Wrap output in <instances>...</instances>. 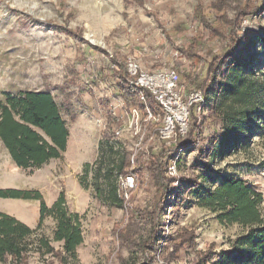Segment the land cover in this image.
<instances>
[{"label":"rangeland","instance_id":"374dc122","mask_svg":"<svg viewBox=\"0 0 264 264\" xmlns=\"http://www.w3.org/2000/svg\"><path fill=\"white\" fill-rule=\"evenodd\" d=\"M199 1L209 5L213 0H0V102L6 101L7 94L49 91L70 130L61 157L36 168L19 167L0 138V189L38 190L49 207L64 192L69 209L82 216L84 240L75 257L63 262L50 253L32 252L31 264H194L200 251L212 243L213 260L231 249L232 241L246 233L247 226L220 222L194 195L182 206H175L174 194L163 199L149 169L154 155L162 151L170 158L166 175L176 178L177 189L190 177L205 184L206 176L213 185L209 175L217 172L242 178L263 193L260 211L264 219V12L244 16L234 27L235 31L242 28L241 37H254L248 48L234 52L239 59L236 71L248 86L252 82L251 98L244 105L247 114L238 119L237 134L225 141L234 122L226 118L221 124L210 118L217 106L222 114L223 104L230 99L231 85L223 80L228 75L226 65L214 83H207L206 74L213 54L228 49L232 31L226 32L227 37L213 38L194 18ZM236 4L231 1L228 7L231 17ZM197 36L203 44L193 50ZM130 60L146 71L176 69L185 95L203 93L205 101L196 108L202 139L176 145L178 139L159 137L165 116L131 114L138 108V98L124 96L115 74L120 67L127 68ZM215 138L216 149L232 150L223 159H213L207 172L197 156ZM107 149H114L117 160V153H125L132 163L126 174H133L136 184L128 197L119 179L124 207L105 203L98 193L95 173ZM15 172L16 180L11 178ZM105 181L99 179L102 187ZM39 208L37 199L0 198L1 211L32 228L38 226ZM138 209L156 212L157 226L149 217L138 218ZM55 227L56 220L47 216L36 235L53 240ZM181 227L195 231L196 243L172 256L168 237ZM153 229L157 230L153 246L141 247ZM52 245L62 249L61 242L52 241Z\"/></svg>","mask_w":264,"mask_h":264},{"label":"trees","instance_id":"16d2710c","mask_svg":"<svg viewBox=\"0 0 264 264\" xmlns=\"http://www.w3.org/2000/svg\"><path fill=\"white\" fill-rule=\"evenodd\" d=\"M231 1H237L234 17H231L228 12ZM248 1L213 0L209 5H204L199 1L194 8L195 20L209 30L213 38L227 37L226 32L232 31L228 49H222L213 54V58L208 63L206 74L207 83H214L222 66L226 65L228 75H225L223 80L225 85H231L230 99L229 102L225 101L226 103L223 104L226 108L222 114L218 112L217 106L213 109L210 118L221 124L226 122V118L234 122V125L226 131L225 139L223 137L225 141L230 135L237 134L239 120L247 114L244 105L248 104L247 102L251 98L250 86L252 82L248 86L240 73L236 71L237 67L235 66L239 59L236 58L234 52L237 49L248 48L254 37L247 34L241 37L239 32L242 28L235 31L234 27L239 24L242 17H251L257 11L264 12V0H250L251 3ZM201 44H203V40L197 36L192 42V49L194 50V47H199ZM192 49L189 52L195 56ZM200 62L202 61L200 60ZM115 74L119 79L118 88L124 96L134 99L139 97L140 92L144 94L145 101H140L138 98L137 102L139 111L143 115H146L147 107L154 114L163 113L162 105L147 88L141 87L140 91L136 92H131L128 89L129 72L126 67H120ZM196 108V104L192 105L188 131L184 136L177 138L178 144L176 143V145L187 146L193 141L196 142L197 138L202 139ZM0 110V138L19 167L23 169L41 167L49 160L61 157L62 152L67 150L70 130L61 114L59 105L49 91L28 90L18 95L7 94L6 101L0 102ZM255 110L253 108L251 111ZM235 121L237 122L235 123ZM204 122L207 120L204 119ZM226 137L228 138L226 139ZM214 140L211 141L208 149H199L197 156V161L199 164H203L202 166L207 172L211 169L213 159L217 157L223 159L232 150L216 149L217 139ZM165 153L166 151H162L155 154L149 163L155 186L163 193V199L168 194H174L178 203L175 206H182L189 201L190 196L194 195L198 197L201 206L217 214L220 222L239 223L249 228L246 233L238 235L232 241L231 249L221 251L217 259L213 260V255L216 252L214 251L215 244L212 243L207 250L200 251L199 260L194 264H264V219L260 211L263 193L246 180L221 172L209 175V180L212 179L213 185L208 183L206 176H203L205 184L198 178L190 177L184 178L182 187L177 189L176 178L166 175L167 163L170 158ZM203 153L206 160L202 158ZM114 154H116L114 149H107L105 155L104 152L102 153L101 160L97 164L95 178L102 200L113 206L124 207L125 198L120 194L119 176L128 173L127 168L132 163L125 153H117L119 154L118 160L115 159ZM88 168L89 165L86 166V171ZM101 177L106 180L105 187H102L103 183L99 182ZM0 198L40 200L37 228H32L17 217L0 210V264H31L29 259L32 252L50 253L63 262L67 260L68 256H76V250L84 240L82 216L69 209L64 192L50 207L38 190L0 189ZM162 206L163 204H160L159 207ZM136 214L140 219L149 217L153 227L157 226L156 212L138 209ZM47 216H52L56 220L53 240L36 235ZM156 236L157 230L155 229L151 238L140 243V246L151 248ZM168 238V242L172 246L170 252L172 256L178 254L184 246H193L196 243L195 231L183 227ZM52 241L61 242L62 249H56L52 245ZM123 264L131 263L124 261Z\"/></svg>","mask_w":264,"mask_h":264},{"label":"built area","instance_id":"2783aa9c","mask_svg":"<svg viewBox=\"0 0 264 264\" xmlns=\"http://www.w3.org/2000/svg\"><path fill=\"white\" fill-rule=\"evenodd\" d=\"M129 72L128 89L131 92L140 91L141 87L147 88L162 105L163 113L154 114L147 107L146 117L154 118L155 116H165L164 127L160 129L159 137L164 140H176L179 136H184L188 131L189 115L192 105L201 106L205 97L201 91H193L185 95L181 88V74L176 69H162L156 71L143 70L139 64L130 60L127 66ZM186 97V101L182 98ZM139 100L145 101L142 92L139 93ZM133 116H140L139 108L131 111ZM183 113V114H182ZM119 135L120 130H116ZM171 172L175 166L170 167ZM122 184V192L128 197L130 190L135 187L136 178L133 174H124L119 176Z\"/></svg>","mask_w":264,"mask_h":264},{"label":"bare ground","instance_id":"6f19581e","mask_svg":"<svg viewBox=\"0 0 264 264\" xmlns=\"http://www.w3.org/2000/svg\"><path fill=\"white\" fill-rule=\"evenodd\" d=\"M182 114H183V113H182ZM17 175H18V174H17L16 172H15V174L12 173V177H11V178L14 179V180H16L17 178H19V177H17ZM10 176H11V175H10ZM18 176H19V175H18ZM15 178H16V179H15Z\"/></svg>","mask_w":264,"mask_h":264}]
</instances>
